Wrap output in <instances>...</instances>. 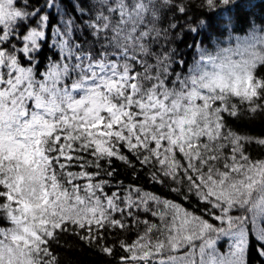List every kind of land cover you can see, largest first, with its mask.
Returning <instances> with one entry per match:
<instances>
[{
	"label": "snow or ice",
	"instance_id": "obj_1",
	"mask_svg": "<svg viewBox=\"0 0 264 264\" xmlns=\"http://www.w3.org/2000/svg\"><path fill=\"white\" fill-rule=\"evenodd\" d=\"M69 240L264 264V0H0V264Z\"/></svg>",
	"mask_w": 264,
	"mask_h": 264
},
{
	"label": "trees",
	"instance_id": "obj_2",
	"mask_svg": "<svg viewBox=\"0 0 264 264\" xmlns=\"http://www.w3.org/2000/svg\"><path fill=\"white\" fill-rule=\"evenodd\" d=\"M121 175L123 176L124 173L121 172ZM140 182L142 183L143 181L141 180ZM156 190L162 192L164 195H170L169 193L164 192L162 189ZM64 247L65 252L67 253L65 259L70 260L72 264H103L101 258L96 256L94 252L89 251L86 248L76 246L71 240H69L68 244Z\"/></svg>",
	"mask_w": 264,
	"mask_h": 264
}]
</instances>
